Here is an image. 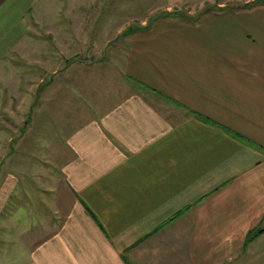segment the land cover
<instances>
[{"label": "crops", "instance_id": "0c3cea01", "mask_svg": "<svg viewBox=\"0 0 264 264\" xmlns=\"http://www.w3.org/2000/svg\"><path fill=\"white\" fill-rule=\"evenodd\" d=\"M77 1L0 0V264H264V0L117 60Z\"/></svg>", "mask_w": 264, "mask_h": 264}, {"label": "rangeland", "instance_id": "374dc122", "mask_svg": "<svg viewBox=\"0 0 264 264\" xmlns=\"http://www.w3.org/2000/svg\"><path fill=\"white\" fill-rule=\"evenodd\" d=\"M81 4L83 3L80 0L75 2V9H83L93 13L94 17L84 19L86 21L85 25H88L89 29L93 26L91 31L93 33H87V37L85 33H79L78 37L82 40V47H89V41L96 42L94 44L96 50L77 49L78 58L87 56V58L93 59L109 58L117 60L123 57L126 45L131 39L148 40L147 32L149 29L147 28L149 27L156 25L170 27L176 32V34H172V40L179 41L181 26L206 21L208 19L206 16L211 15L212 12L241 8L251 4V2L247 4L231 0H122V2L116 0H108L107 2L103 0H84L85 5L83 6L86 7L82 8ZM101 9L109 11L107 17L96 16ZM255 18L254 16L248 18V15H243L237 21L235 17L237 23H239L238 25L243 26L249 20L250 24H252L251 21H260L259 18ZM142 30L146 33H141ZM87 31L89 30L87 29ZM101 43H103L102 45L109 43V47L101 51ZM21 87L19 82L17 88L21 89ZM38 99L34 98L31 106H35ZM20 101V98L14 99L13 112H8L2 107L4 102L0 107V155L8 152L11 137L18 138L20 136L22 125L30 115V112H28L30 103H26L25 108L21 109L19 107ZM49 122L52 123L50 120ZM34 127L36 129V125ZM39 150L43 151L44 148Z\"/></svg>", "mask_w": 264, "mask_h": 264}]
</instances>
